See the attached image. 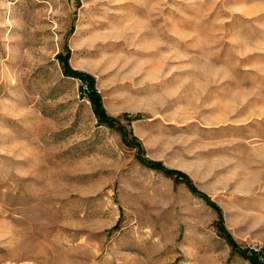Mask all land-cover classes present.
<instances>
[{
  "label": "rangeland",
  "instance_id": "1",
  "mask_svg": "<svg viewBox=\"0 0 264 264\" xmlns=\"http://www.w3.org/2000/svg\"><path fill=\"white\" fill-rule=\"evenodd\" d=\"M264 249V0H0V264H250ZM126 125V122L122 120Z\"/></svg>",
  "mask_w": 264,
  "mask_h": 264
},
{
  "label": "trees",
  "instance_id": "2",
  "mask_svg": "<svg viewBox=\"0 0 264 264\" xmlns=\"http://www.w3.org/2000/svg\"><path fill=\"white\" fill-rule=\"evenodd\" d=\"M56 60L61 66L62 75L64 77H70L79 80L89 90L86 97L98 126H103L115 130L119 134L121 142L125 146L135 150V159L140 165L150 170L162 173L165 177L172 180L175 184H182L192 195L203 200L205 204L212 208L216 213L217 233L225 241L231 252L245 259L250 264H261L260 256L264 255V249L262 250V253H259L250 248L240 247L224 227L221 209L214 202H212L206 194L197 189L193 181L186 173L175 169H169L165 167L161 162L152 161L145 157V150L142 147L141 142L136 136H134L132 130L128 129L130 123L140 120L142 115L123 113L120 117L110 116L106 112L103 106L102 97L95 87V78L90 74L73 70L69 66V50H67L65 54H57ZM122 120L126 122V125L122 123Z\"/></svg>",
  "mask_w": 264,
  "mask_h": 264
},
{
  "label": "built area",
  "instance_id": "3",
  "mask_svg": "<svg viewBox=\"0 0 264 264\" xmlns=\"http://www.w3.org/2000/svg\"><path fill=\"white\" fill-rule=\"evenodd\" d=\"M88 89L85 85L81 84V91H80V95L85 98L87 96L88 93ZM255 252H258V250L254 249ZM260 262L261 264H264V255L260 256Z\"/></svg>",
  "mask_w": 264,
  "mask_h": 264
}]
</instances>
